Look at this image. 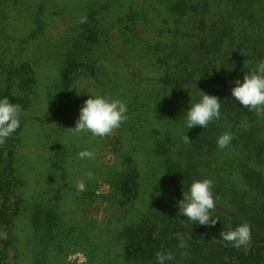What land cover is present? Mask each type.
<instances>
[{
    "label": "trees",
    "instance_id": "obj_1",
    "mask_svg": "<svg viewBox=\"0 0 264 264\" xmlns=\"http://www.w3.org/2000/svg\"><path fill=\"white\" fill-rule=\"evenodd\" d=\"M24 1L0 0V97L23 112L42 99L50 122L67 110L79 114L89 93L126 100L127 122L101 138L115 156L106 179L123 216L116 227L79 240L54 197L25 198L13 146L22 117L0 144V264H45L54 241L87 243L93 258L102 246V264H155L162 250L174 255L169 264H264V117L231 97L233 81L264 60V0H31L28 33L17 36L9 32L12 4ZM34 50L49 61L50 76H41ZM200 91L220 98L222 118L189 130L184 113ZM226 131L234 139L220 150L216 139ZM50 137L49 170L63 166L62 175L89 148L61 147ZM204 178L227 207L212 213L218 220L211 227L178 215L183 191ZM25 220L27 237L20 238ZM244 224L252 239L236 250L220 233ZM92 227L90 221L86 235Z\"/></svg>",
    "mask_w": 264,
    "mask_h": 264
},
{
    "label": "rangeland",
    "instance_id": "obj_2",
    "mask_svg": "<svg viewBox=\"0 0 264 264\" xmlns=\"http://www.w3.org/2000/svg\"><path fill=\"white\" fill-rule=\"evenodd\" d=\"M30 2L32 3L33 1L14 2L12 4V22L9 32L17 36H23L28 33L27 20L31 13L29 9ZM31 56L36 60L41 76L43 78L50 76L52 67L43 54L41 55L34 50ZM78 115V110L71 109L65 111L61 116H55L57 121L50 122L46 120L48 115L46 114L45 102L42 99H38L32 107L28 110L25 109L22 116L23 127L19 137L20 140L13 146L17 158L16 168L23 171L22 174L25 177V198L32 199L40 193H44L45 198L54 197L57 209L63 215L64 221L72 220L73 224L70 225L73 227L75 225V229L79 231H74L79 233L80 237L82 236L81 238L79 237V240H82L84 237L93 236L96 232L103 234L116 227L117 221L123 216V213L117 204L119 199L108 186L106 179V168L113 165L115 156L105 149L101 138H93L90 135H73L71 131L72 120H75ZM38 117L40 118L39 120L35 119ZM49 137L51 139L56 138L61 147L65 145L66 148L77 142L86 143L89 145L88 149L96 153V159L91 161L79 160L74 165L67 166L64 170V175L60 172L63 171V166H61V169L50 171L48 164V159L50 158L48 156L49 145L47 141ZM139 160L142 162V157ZM211 160H213L211 163L214 162L215 157H212ZM214 165L219 166L216 162L212 164V166ZM89 171L93 173V178L91 179L85 175ZM77 179L85 180L87 185L85 192H76L74 183ZM213 192L215 194V190ZM86 194H92V196L88 197ZM156 194L159 195L158 193ZM102 195L106 196V199L102 200L98 197ZM152 197L154 201H151V206L149 205L151 207L150 212L155 210L154 206L156 204L153 193ZM214 197L216 198V208L212 213L219 214L221 213L220 209H226L227 207L221 203L218 204L217 197L215 195ZM90 221L94 222V227H92L94 230H91L86 235L87 231H84V228ZM26 224L27 221L25 220V224L22 223L18 227L20 238L23 237L24 232L25 238L27 237ZM18 228H16L15 232L18 231ZM81 231L84 232L80 233ZM49 244L54 245V247L53 249L45 248L43 254L45 264H102V258L106 254V249L101 246L93 258L87 243L82 244L80 247L69 246V243L65 242L62 243L63 247H61V244L56 241Z\"/></svg>",
    "mask_w": 264,
    "mask_h": 264
},
{
    "label": "clouds",
    "instance_id": "obj_3",
    "mask_svg": "<svg viewBox=\"0 0 264 264\" xmlns=\"http://www.w3.org/2000/svg\"><path fill=\"white\" fill-rule=\"evenodd\" d=\"M231 97L247 111L255 112L258 118L264 117V60H260L255 70H248L242 79L233 81ZM79 109L75 127L71 128L73 135H90L93 138H103L111 135L128 120V104L121 98H114L106 94L89 93ZM222 102L218 96L200 91L199 99L191 98L190 107L184 113V124L190 130L195 127L207 129L208 126L222 118ZM24 115L20 104L13 103L7 96L0 97V144H4L20 128ZM234 137L231 132H224L216 139L220 150L228 148ZM185 143H190L188 136H184ZM79 160H95L96 153L89 149L78 152ZM85 175L91 179L92 172ZM214 182L210 178L193 180L183 199L178 203L179 213L193 224L214 226L218 218H213L212 212L216 208V198L213 193ZM77 193L87 190L85 180L77 179L74 183ZM223 241L236 250L246 249L252 239V229L247 224L220 233ZM180 248L185 247L181 239ZM175 257L170 251H160L155 255V264H169Z\"/></svg>",
    "mask_w": 264,
    "mask_h": 264
}]
</instances>
